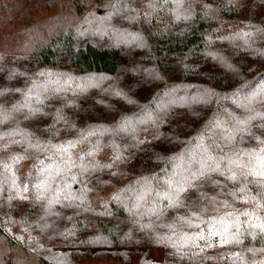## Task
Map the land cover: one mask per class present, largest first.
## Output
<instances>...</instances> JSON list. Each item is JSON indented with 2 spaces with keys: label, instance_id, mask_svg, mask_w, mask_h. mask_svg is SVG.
I'll use <instances>...</instances> for the list:
<instances>
[{
  "label": "trees",
  "instance_id": "16d2710c",
  "mask_svg": "<svg viewBox=\"0 0 264 264\" xmlns=\"http://www.w3.org/2000/svg\"><path fill=\"white\" fill-rule=\"evenodd\" d=\"M258 114L264 0H0V264H264V179H187Z\"/></svg>",
  "mask_w": 264,
  "mask_h": 264
},
{
  "label": "snow or ice",
  "instance_id": "6c2138e0",
  "mask_svg": "<svg viewBox=\"0 0 264 264\" xmlns=\"http://www.w3.org/2000/svg\"><path fill=\"white\" fill-rule=\"evenodd\" d=\"M261 119H264V114H258ZM254 117H248L247 120H245L243 123H248L251 119ZM260 127L264 128V124L260 125ZM226 135L224 136V139L226 141H231L235 139V134H238L240 132H243L248 135H252L251 128H239V129H233L231 132H229L227 129L225 130ZM254 139H256L262 147H260L258 150L253 149L251 151L241 149L237 152H235L232 156H228L227 154L222 155L219 157V159L216 162L215 167H207L206 165H202L201 168L197 171H192L190 174V177L188 179V185H192V181L203 177L206 175L209 171H221L220 164L224 161H227L229 167L227 169L228 173H231L229 175V179H232L233 181L237 180V174L233 171V166L239 169L247 170L244 174L245 178L247 176H257L262 179H264V140H261L258 136H253ZM244 156H249V159L247 161L244 160ZM210 159H215L213 157H209ZM255 161V166H254ZM36 187H41L40 184H37ZM185 185H179L175 188V198L173 199V204H179L180 203V194L184 191H186ZM258 195H260L258 193ZM260 207H264V205H259ZM247 215V213H245ZM255 227V225H254ZM262 229H264V224L260 225ZM228 239L225 237L224 243H228Z\"/></svg>",
  "mask_w": 264,
  "mask_h": 264
},
{
  "label": "rangeland",
  "instance_id": "374dc122",
  "mask_svg": "<svg viewBox=\"0 0 264 264\" xmlns=\"http://www.w3.org/2000/svg\"><path fill=\"white\" fill-rule=\"evenodd\" d=\"M149 258L156 263H162L164 259V254L161 251H157L155 249H149L145 250ZM126 255L125 260L120 259L119 257L113 255V254H108L105 256V260H97L91 255L88 257L87 261H85L83 264H138L139 263V256L135 252H128Z\"/></svg>",
  "mask_w": 264,
  "mask_h": 264
}]
</instances>
